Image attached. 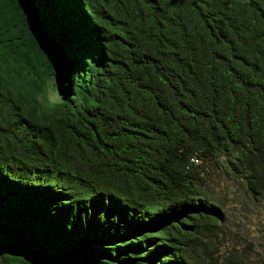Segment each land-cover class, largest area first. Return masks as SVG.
<instances>
[{
  "label": "trees",
  "instance_id": "1",
  "mask_svg": "<svg viewBox=\"0 0 264 264\" xmlns=\"http://www.w3.org/2000/svg\"><path fill=\"white\" fill-rule=\"evenodd\" d=\"M0 97V264H195L207 162L264 200V0H0Z\"/></svg>",
  "mask_w": 264,
  "mask_h": 264
},
{
  "label": "rangeland",
  "instance_id": "2",
  "mask_svg": "<svg viewBox=\"0 0 264 264\" xmlns=\"http://www.w3.org/2000/svg\"><path fill=\"white\" fill-rule=\"evenodd\" d=\"M50 95L56 99L52 90ZM10 111L4 105L1 114L11 118ZM207 166L205 191L220 208L224 221L214 232L198 236L189 259L195 264H264V200L250 197L221 168L209 162Z\"/></svg>",
  "mask_w": 264,
  "mask_h": 264
},
{
  "label": "water",
  "instance_id": "3",
  "mask_svg": "<svg viewBox=\"0 0 264 264\" xmlns=\"http://www.w3.org/2000/svg\"><path fill=\"white\" fill-rule=\"evenodd\" d=\"M32 10H33V14H34V18L35 20L38 22V24L40 25L41 21L38 15V12L36 10V7L34 5H32Z\"/></svg>",
  "mask_w": 264,
  "mask_h": 264
}]
</instances>
